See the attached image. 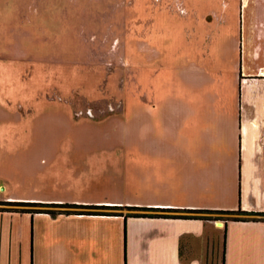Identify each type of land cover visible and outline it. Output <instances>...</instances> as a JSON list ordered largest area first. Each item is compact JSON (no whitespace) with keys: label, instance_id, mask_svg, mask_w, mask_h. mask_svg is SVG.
<instances>
[{"label":"rangeland","instance_id":"1","mask_svg":"<svg viewBox=\"0 0 264 264\" xmlns=\"http://www.w3.org/2000/svg\"><path fill=\"white\" fill-rule=\"evenodd\" d=\"M263 14L264 0H0V145H48L54 136L57 145H158L155 129L166 137L172 118L191 145L212 135L232 141L225 123L240 98L235 71L244 36L264 33V21L248 18ZM149 106L135 132V114ZM5 243L7 258L15 243Z\"/></svg>","mask_w":264,"mask_h":264},{"label":"crops","instance_id":"2","mask_svg":"<svg viewBox=\"0 0 264 264\" xmlns=\"http://www.w3.org/2000/svg\"><path fill=\"white\" fill-rule=\"evenodd\" d=\"M248 20L264 21V14ZM244 37L235 71L237 113L225 123L232 141L225 138L219 144L215 139L221 135H212L206 145H191V133L181 137L183 122L172 118L166 137L155 129L158 145H57L55 136L48 145H0V188L6 193L0 194V203L34 199L264 213V33L258 38L252 30ZM147 115H152L151 106L135 114V132ZM62 117L71 125V118ZM166 120L159 112L158 125ZM86 173L89 182L78 183ZM4 220L12 221L11 229ZM9 239L15 251L4 258L2 246ZM31 242L33 264H264V217L248 222L126 221L123 216L52 217L1 209L0 264H30Z\"/></svg>","mask_w":264,"mask_h":264},{"label":"trees","instance_id":"3","mask_svg":"<svg viewBox=\"0 0 264 264\" xmlns=\"http://www.w3.org/2000/svg\"><path fill=\"white\" fill-rule=\"evenodd\" d=\"M12 205L21 206V207H16L6 210L10 212H18V213H25L31 215L48 214L51 215L52 217H58L61 215L123 216L126 221H128V219L130 218L170 219V220H219L220 219L206 215L211 213L237 214L240 216H245V217H236V218L227 219L232 221H243V222L259 221L261 218L264 217V213L247 212V211H243L241 208H239L236 211H219V210H185V209L129 207V206L113 207V206L80 205V204H70V203L60 204V203L25 202V203H13ZM179 212L193 213V215L182 214Z\"/></svg>","mask_w":264,"mask_h":264},{"label":"built area","instance_id":"4","mask_svg":"<svg viewBox=\"0 0 264 264\" xmlns=\"http://www.w3.org/2000/svg\"><path fill=\"white\" fill-rule=\"evenodd\" d=\"M91 113H92V111H90ZM83 113L81 112V113H79V115H82Z\"/></svg>","mask_w":264,"mask_h":264},{"label":"bare ground","instance_id":"5","mask_svg":"<svg viewBox=\"0 0 264 264\" xmlns=\"http://www.w3.org/2000/svg\"><path fill=\"white\" fill-rule=\"evenodd\" d=\"M218 224V223H217ZM220 225H222V222H220Z\"/></svg>","mask_w":264,"mask_h":264},{"label":"water","instance_id":"6","mask_svg":"<svg viewBox=\"0 0 264 264\" xmlns=\"http://www.w3.org/2000/svg\"><path fill=\"white\" fill-rule=\"evenodd\" d=\"M223 224V223H222Z\"/></svg>","mask_w":264,"mask_h":264}]
</instances>
